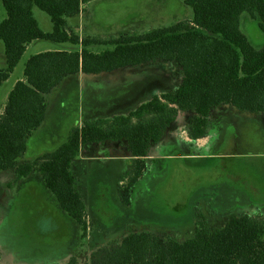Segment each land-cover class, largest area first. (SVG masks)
<instances>
[{
  "label": "rangeland",
  "instance_id": "374dc122",
  "mask_svg": "<svg viewBox=\"0 0 264 264\" xmlns=\"http://www.w3.org/2000/svg\"><path fill=\"white\" fill-rule=\"evenodd\" d=\"M36 15L47 18L48 25L41 26L51 30L50 18L41 11ZM5 18L0 3V20ZM192 18L184 0H94L81 18L71 21V29L80 37L108 40L145 34ZM241 29L255 48L264 46L259 19L244 13ZM75 49L69 43L33 42L0 86V114L16 83L24 79L32 56ZM104 49L90 48L95 53ZM6 64L0 41V70ZM182 77L177 65L159 62L66 78L47 95L49 124L18 164L41 157L37 150L56 151L85 122L128 115L153 97L175 91ZM195 115L181 112L167 124L159 141L151 145L143 175L129 188L128 199L122 186L135 167L126 159L128 141H118L114 147L111 142L88 145L85 160L73 165L74 174L80 173L86 206V237L81 226L61 209L41 174L33 172L29 179L17 180L12 170L0 173V264H69L73 260L92 264L93 254L134 233L186 243L199 229H220L233 215L264 221V114L228 105L215 107L208 114L207 136L196 141L188 134ZM184 134L189 137L186 142Z\"/></svg>",
  "mask_w": 264,
  "mask_h": 264
},
{
  "label": "trees",
  "instance_id": "16d2710c",
  "mask_svg": "<svg viewBox=\"0 0 264 264\" xmlns=\"http://www.w3.org/2000/svg\"><path fill=\"white\" fill-rule=\"evenodd\" d=\"M92 1L0 0L6 11V18L0 20V41L7 63L0 70V86L33 42L76 47L73 51L40 53L26 63L24 80L16 83L0 116V173L12 170L17 180L33 172L41 174L61 209L81 226L84 237L89 231L86 206L75 189L72 171L82 147L128 141L135 158L134 174L122 186L128 199L129 188L143 175L151 145L181 112L196 113L188 133L195 141L207 136L208 114L215 107L228 105L264 114V46L255 48L241 29V17L248 13L259 19L264 34V0H184L193 12L192 20L108 40L80 37L68 27V19L80 15ZM35 7L50 17L51 33L40 28L33 14ZM93 46L105 49L95 53L90 50ZM159 62L181 69L182 81L175 91L153 97L128 115L85 122L73 129L56 151L18 164L28 139L45 120L46 96L66 78ZM263 237V220L233 215L220 229H199L186 243L134 233L96 252L91 260L92 264H264Z\"/></svg>",
  "mask_w": 264,
  "mask_h": 264
},
{
  "label": "crops",
  "instance_id": "0c3cea01",
  "mask_svg": "<svg viewBox=\"0 0 264 264\" xmlns=\"http://www.w3.org/2000/svg\"><path fill=\"white\" fill-rule=\"evenodd\" d=\"M94 2V1H93ZM89 6V4L85 7V9L87 10V7ZM85 9L83 10V12L80 14V15H78V16H76V17H74V18H70V19H68V27L69 28H72L71 27V21L72 20H75V19H79V18H81L82 16H83V14H84V11H85ZM38 11H41L39 8H37V7H35L34 9H33V14H34V17L36 18V20L38 21V23H39V25H40V28L44 31V32H46V33H51L52 31H53V24H52V27H51V30L50 29H48V30H44L43 28H42V26H41V24L42 25H48V20H47V18H45L44 16H40V19L37 17V15H36V13L38 12ZM41 12H43V11H41ZM44 13V12H43ZM46 14V13H45ZM47 15V14H46ZM48 16V15H47ZM49 17V16H48ZM50 18V17H49ZM51 20V19H50ZM51 23H52V21H51ZM73 29V28H72ZM79 30H80V28H79ZM31 45V44H30ZM29 45V46H30ZM28 46V47H29ZM27 47V48H28ZM27 50V49H26ZM57 51H61V50H57ZM170 65H174V64H170ZM80 75H83V74H80ZM24 80V79H23ZM59 87V86H58ZM57 87V88H58ZM57 88H55V89H57ZM54 89V90H55ZM54 90L51 92V93H53L54 92ZM50 93V94H51ZM49 95V94H48ZM46 100H47V111H46V116H45V120H44V122H43V124L41 125V127L28 139V141H27V150H26V152H29L30 150H31V143H32V141L36 138V136L41 132V131H43V129L45 128V126L47 125V124H49V121H50V107H49V101H48V98H47V96H46ZM5 109V108H4ZM130 111H132V110H130ZM3 113H4V110H3V112L0 114V116H2L3 115ZM113 117H115V116H113ZM110 118H112V117H110ZM105 119V118H104ZM108 119V118H107ZM97 120H100V119H92L91 121H89V122H94V121H97ZM184 136V138H183V141L184 142H186V139L188 140L189 139V137L186 135V134H184L183 135ZM107 142H111L112 144H110V145H113V147H114V145L115 144H117V142H112V141H107ZM107 142H103V143H107ZM120 142V141H119ZM118 142V143H119ZM89 145V144H88ZM88 145H86V146H84V147H82V149H81V151H80V154L78 155V157H76V159L74 160V162L72 163V171H73V165H74V163H75V161H78V162H80V163H82L84 160H85V158H84V153L86 152V149H87V147H88ZM37 156H42V155H44V154H48V153H50V152H47V151H45L44 149H40V150H37ZM125 155H129L128 157H126V159H128L130 162H133V165H134V163H135V158L134 157H132V155H131V153L130 154H128V151L126 150V154ZM150 154L148 153V157L146 158L147 160H148V158L150 157L149 156ZM104 158H109V157H106V155L104 156ZM15 172L13 171V174H14ZM73 174H74V171H73ZM32 175V174H31ZM30 175V176H31ZM29 176V177H30ZM42 176V175H41ZM74 176H75V189H76V191L80 194V196L82 197V194H81V190H82V187L80 186V173H78V174H74ZM29 177L28 178H26V179H29ZM43 179V178H42ZM82 199H83V197H82Z\"/></svg>",
  "mask_w": 264,
  "mask_h": 264
}]
</instances>
